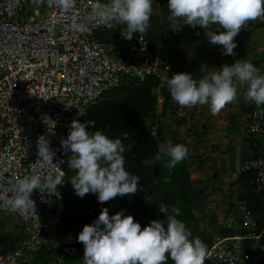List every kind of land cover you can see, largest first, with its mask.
<instances>
[{
  "label": "clouds",
  "instance_id": "clouds-1",
  "mask_svg": "<svg viewBox=\"0 0 264 264\" xmlns=\"http://www.w3.org/2000/svg\"><path fill=\"white\" fill-rule=\"evenodd\" d=\"M56 2L63 12L67 13L75 9L77 0H56ZM153 3L154 0H108L107 3L95 0L91 6L92 11L89 18L92 21L116 22L125 25V28L120 29L121 34L125 39L132 40L137 33L145 36L144 33L149 30L150 19L153 15ZM167 8L170 30L179 32L185 25L191 26L193 29L197 26L203 28L207 40L211 43L210 46L206 45L209 49H213L211 56H220L214 49L217 46L222 51L221 59L236 55L237 52H234V49L238 47V40L236 41L235 38L249 21L264 18V0H168ZM108 26L111 27V23ZM250 26H246L244 31L250 29ZM71 27L75 31H84L86 28L83 24L75 23ZM218 29L222 30L218 31ZM101 43L105 42L101 41ZM130 43L121 42L115 46H127ZM178 59L174 56L171 60H165L169 68L161 69L162 83L164 81L168 85L172 99L182 108L199 105L198 109L201 112L203 109L205 115H212V117H207L206 121H202L198 119L200 112L193 109L199 124L208 125V136L212 135L211 138H213V135L218 134L221 138V131L225 133L223 145L218 142L210 144L217 145L218 151L211 153L216 161L220 152L227 155V160L222 165H217L221 173L226 175V182L235 180L237 176L245 172H252L254 174L252 185L256 174L254 169L249 166L250 162L261 156L262 140L248 132V125L251 121L247 120L248 115L243 113V109L234 110L233 107L237 104L239 106V101L243 99L242 92L238 93L241 84L247 85V98L250 102L255 103L256 110L264 106V73L250 61L241 59L233 64L225 63L219 68L215 67L214 71H209L207 66H202L200 71H204L206 74L197 79L195 78L196 74L191 73V69L188 72L176 74L170 71L172 66L181 67ZM126 77L132 79L135 76L123 72L119 82L108 85L88 106L95 103L113 85L120 84ZM139 82L142 81L138 79L137 83ZM162 101L164 99L161 95L158 104L160 112L162 111ZM219 118L221 121L217 120ZM232 118L234 122L230 120ZM43 122L48 126L49 134L55 135L57 123L49 116L43 117ZM232 123L238 124L240 128L234 127ZM94 125L95 121L81 122L80 119H73L67 138L61 137V147L65 153L71 152L68 167L75 171V175L69 181L75 194L80 198L88 193L95 194L101 204L117 197L131 198L139 190H142L141 177L126 169L125 153L130 150L131 146L126 147L121 138L110 137L102 130L90 131V127H94ZM188 127L186 125L184 128ZM181 135L186 136V132L181 131ZM244 137L251 139L253 144L252 151L250 150L247 157L243 152ZM255 139L259 142L257 143ZM232 142L235 154L237 145L242 146L240 172H237L234 167L235 156L234 172L230 166L232 157L228 149ZM36 148L38 159L35 163L41 168H54L57 164L54 163L56 151L53 150L47 135L42 134L38 137ZM202 151L203 149L199 148V152ZM188 154L189 148L184 144L169 142L164 150V155L168 157L167 166L169 168L183 162ZM161 159L160 154L155 156L156 161ZM216 163L218 164V161ZM63 170L65 176L64 165ZM64 176L62 172L53 175L51 171L46 176L26 175L15 181L14 196L5 203L11 205L15 210L22 211L30 208L36 213V202L31 198L34 190L39 189L41 194L62 198L63 193L61 195L58 191V185L63 183V188ZM253 187L252 185V189ZM233 202L238 212L237 215L230 213L215 223H206V229L212 234L211 245H207L198 236L193 237L192 231L185 222L177 218L182 215L179 207L173 206L170 210L168 205L161 203L158 206V211L164 214L165 219H154L143 228L133 215L125 214L126 209L110 215L109 208L104 207L98 218L91 224L85 225L78 234V242L84 245L83 264H168L169 260L174 261V264H205V260L208 259V249L244 235V229L240 227L244 218V214L240 211V203L246 206L249 214L257 222L253 211L244 200L234 198ZM0 213L3 212L0 211ZM14 216L16 217V215ZM230 218H234L237 224L229 227L227 221ZM16 219L24 227L26 238L29 231L17 217ZM227 230H230L229 235H220V231L222 234ZM69 234L70 243L65 244L64 249L71 244V233ZM257 236L260 243H264L259 236L258 223ZM59 263L61 264V261Z\"/></svg>",
  "mask_w": 264,
  "mask_h": 264
},
{
  "label": "built area",
  "instance_id": "built-area-1",
  "mask_svg": "<svg viewBox=\"0 0 264 264\" xmlns=\"http://www.w3.org/2000/svg\"><path fill=\"white\" fill-rule=\"evenodd\" d=\"M95 0H77L75 9L63 12L56 0H0V211L11 213L26 226L29 235L16 248L0 244V264H30L45 245L60 240L70 243V234L58 232L66 210L65 201L34 190L36 213L15 210L5 203L14 196L15 181L26 176L63 173L68 153L61 147L65 128L108 85L119 82L123 72L143 81L168 69L159 52L151 50L144 35L127 46L101 43L96 32L114 22L92 21ZM264 20V18H263ZM83 24L75 31L73 24ZM57 123L55 135L48 132L43 117ZM248 132L261 138V156L250 162L255 171V192L264 203V106L252 114ZM50 139L56 151L54 168H41L36 142L40 135ZM260 136V137H259ZM251 168V169H252ZM62 185L58 191L62 195ZM244 235L208 249L205 264H264V243L257 236V222L240 203ZM234 218L229 227L237 224ZM58 264V263H57Z\"/></svg>",
  "mask_w": 264,
  "mask_h": 264
},
{
  "label": "trees",
  "instance_id": "trees-1",
  "mask_svg": "<svg viewBox=\"0 0 264 264\" xmlns=\"http://www.w3.org/2000/svg\"><path fill=\"white\" fill-rule=\"evenodd\" d=\"M101 2L107 3L108 0H101ZM167 4L168 0H154L150 27L144 34L149 49L160 52L164 60H171L174 56L179 58L181 67L172 66L170 70L174 74L188 72L191 69V73L196 74L195 78L198 79L206 74L200 71L206 64L209 71H214L215 67L219 68L225 63L233 64L241 59L250 61L255 66L257 64L264 73V58L248 54L245 50L241 51L244 48L234 49V52H237L236 55L226 59H221L217 55L207 57L209 53L207 45L210 46L211 43L206 38L205 30L199 26L193 29L188 25L179 32L170 30ZM246 26H250V29L244 31ZM246 26L239 34L264 28V20L258 18L249 21ZM125 27L123 24L114 22L111 27L98 29L96 38L99 42L104 41L111 48L121 42H133L141 35L137 33L132 40H127L120 30ZM242 44L241 42L238 45L242 47ZM163 68L162 66L161 69ZM162 80V73L149 75L139 83L136 76L132 79L126 77L120 84L113 85L105 91L95 103L77 113L75 119H80L81 122L95 121L90 131L102 130L110 137L121 138L126 147L131 146L125 153L126 169L141 177L142 190L131 198L117 197L104 204H101L97 196L92 193L80 198L75 194L69 181L75 175V171L68 167L71 156L69 152L64 164L65 184L62 188L66 210L57 230L71 233V244L64 249L60 245V240L56 239V242L50 246L45 245L38 255L30 260V264H57L59 261L61 264H83L84 245L78 242V234L85 225L91 224L98 218L104 207L109 208L110 215L126 209L125 214L133 215L135 220L141 223L142 228L154 219H165L164 214L158 211L161 203L168 205L170 210L173 206L179 207L182 215L177 218L185 222L192 231L193 237L198 236L207 245H211L212 234L206 229V223H215L230 213L237 215L233 199H242L253 211L258 223L260 239L264 241L263 194L252 189L251 181L254 174L245 172L237 176L235 180L226 182V175L221 173L220 168L217 167V161L211 156V153L218 150L217 145L210 144L212 135L208 136V125L199 124L195 111L191 107L182 108L175 102L168 85L164 81L162 83ZM241 85L239 87L242 88L243 99L240 101L239 108L248 115L247 120L252 121V114L257 106L248 100L246 84ZM161 95L164 101H162L160 112L158 104ZM230 120L234 122L233 118ZM232 124L240 128L238 124ZM186 125L189 127L184 128ZM69 130L70 125L65 128L67 136ZM181 131L186 132V136H182ZM255 141L259 142L257 139ZM169 142L184 144L189 148L187 158L172 168L167 166L168 157L164 155ZM244 143L243 152L247 157L250 150L252 151L253 144L251 139L246 137H244ZM199 148L203 149L201 153ZM228 152L232 157L230 166L234 172L233 142ZM157 154L162 156L160 161L155 160ZM214 195L218 196L215 198L218 201L211 199ZM3 224L0 218V244L10 250L25 238L26 231L19 223L10 230H4ZM221 231L219 233L222 236L230 234V230L223 231L222 234ZM168 264H174V261L169 260Z\"/></svg>",
  "mask_w": 264,
  "mask_h": 264
},
{
  "label": "rangeland",
  "instance_id": "rangeland-1",
  "mask_svg": "<svg viewBox=\"0 0 264 264\" xmlns=\"http://www.w3.org/2000/svg\"><path fill=\"white\" fill-rule=\"evenodd\" d=\"M236 40H238V44L242 42V47L238 45L237 49H242L241 51H246L248 54H252L257 57L264 58V28H258L256 30L246 32L245 34H239L236 37ZM257 66V64H256ZM247 86V85H246ZM240 102V101H239ZM241 103V102H240ZM240 106V105H239ZM238 104L233 107V109H238L239 108ZM199 105L191 107V109H196L197 111L200 112L198 115V119L202 121H206L207 117H212V115H205L204 110L202 109V112L198 109ZM218 121H221V119H217ZM225 138V133H222L221 131V138L220 135L216 134L213 135V138L210 137V143L213 142H218L219 144L223 145V141ZM227 160V155H225L223 152H220L218 154V164L217 165H222L225 161ZM231 174V173H230ZM218 196L214 195L211 197V199H214L215 201ZM0 218L4 221V225L2 228L4 230H10L14 229V227L18 224L17 219L14 215L12 214H6V213H0Z\"/></svg>",
  "mask_w": 264,
  "mask_h": 264
},
{
  "label": "water",
  "instance_id": "water-1",
  "mask_svg": "<svg viewBox=\"0 0 264 264\" xmlns=\"http://www.w3.org/2000/svg\"><path fill=\"white\" fill-rule=\"evenodd\" d=\"M241 156H242V146L237 145L236 154H235V162H234V167L237 172L241 171Z\"/></svg>",
  "mask_w": 264,
  "mask_h": 264
},
{
  "label": "crops",
  "instance_id": "crops-1",
  "mask_svg": "<svg viewBox=\"0 0 264 264\" xmlns=\"http://www.w3.org/2000/svg\"><path fill=\"white\" fill-rule=\"evenodd\" d=\"M214 49H215V51L218 53V55H220L221 56V58H222V51H220V49L216 46V47H214ZM209 50V53H207V57H214V56H211V54L213 53V49H208ZM200 66H202L201 64H200ZM206 66H208L207 64H206ZM208 68V67H207ZM240 86H242V85H240ZM242 92V88L241 87H239L238 88V93H241Z\"/></svg>",
  "mask_w": 264,
  "mask_h": 264
}]
</instances>
